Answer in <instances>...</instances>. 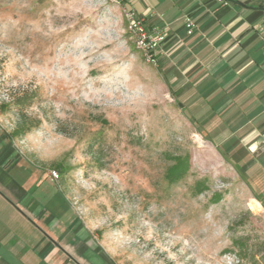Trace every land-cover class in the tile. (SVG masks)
<instances>
[{
  "label": "rangeland",
  "instance_id": "1",
  "mask_svg": "<svg viewBox=\"0 0 264 264\" xmlns=\"http://www.w3.org/2000/svg\"><path fill=\"white\" fill-rule=\"evenodd\" d=\"M0 127L23 188L0 183V264H49L67 224L75 264H264L258 192L170 94L123 1L0 0Z\"/></svg>",
  "mask_w": 264,
  "mask_h": 264
},
{
  "label": "crops",
  "instance_id": "2",
  "mask_svg": "<svg viewBox=\"0 0 264 264\" xmlns=\"http://www.w3.org/2000/svg\"><path fill=\"white\" fill-rule=\"evenodd\" d=\"M123 2L145 17L149 29L164 30L156 55L170 94L199 124L203 137L234 154L235 168L258 192L252 197L264 205V51L263 36L255 28L264 22V0ZM186 16L195 21L192 31ZM10 142L0 127V183L21 194L23 188L9 177L14 169L7 160ZM73 229L67 224L61 239L68 248L49 247V264H75L69 249L77 239ZM70 234L73 241H65Z\"/></svg>",
  "mask_w": 264,
  "mask_h": 264
},
{
  "label": "built area",
  "instance_id": "3",
  "mask_svg": "<svg viewBox=\"0 0 264 264\" xmlns=\"http://www.w3.org/2000/svg\"><path fill=\"white\" fill-rule=\"evenodd\" d=\"M117 4H121L123 0H112ZM126 16L128 21V27L131 31V34L135 38L137 47L143 51L146 57L149 60L156 61L157 60V50L160 48L161 44L164 42L166 38V34L164 30L153 27L149 29L145 23V17L138 14L133 9L126 8ZM186 26L190 31L195 26V21L190 17H185ZM256 30H258L263 36V44L262 48L264 51V22L258 23L255 25ZM158 61V60H157Z\"/></svg>",
  "mask_w": 264,
  "mask_h": 264
},
{
  "label": "trees",
  "instance_id": "4",
  "mask_svg": "<svg viewBox=\"0 0 264 264\" xmlns=\"http://www.w3.org/2000/svg\"><path fill=\"white\" fill-rule=\"evenodd\" d=\"M3 109H7V105H3ZM59 167H63L61 164L58 165ZM189 167V155L186 156H177L176 161L174 164H172L167 174L170 176V178H179L186 174L187 169ZM200 183L199 185H201Z\"/></svg>",
  "mask_w": 264,
  "mask_h": 264
},
{
  "label": "bare ground",
  "instance_id": "5",
  "mask_svg": "<svg viewBox=\"0 0 264 264\" xmlns=\"http://www.w3.org/2000/svg\"><path fill=\"white\" fill-rule=\"evenodd\" d=\"M252 205L254 206V208L258 209V208H261V205L259 203V201L255 200L252 202Z\"/></svg>",
  "mask_w": 264,
  "mask_h": 264
}]
</instances>
